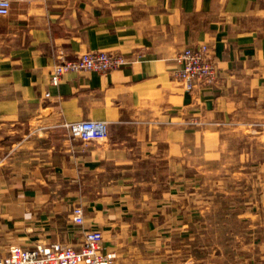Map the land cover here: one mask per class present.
I'll use <instances>...</instances> for the list:
<instances>
[{"label":"crops","instance_id":"1","mask_svg":"<svg viewBox=\"0 0 264 264\" xmlns=\"http://www.w3.org/2000/svg\"><path fill=\"white\" fill-rule=\"evenodd\" d=\"M202 43L216 78L189 92L174 56ZM90 50L127 63L50 83L58 53ZM80 120L106 121V136L72 138ZM88 228L118 264H264V0H10L0 257L78 245Z\"/></svg>","mask_w":264,"mask_h":264},{"label":"built area","instance_id":"2","mask_svg":"<svg viewBox=\"0 0 264 264\" xmlns=\"http://www.w3.org/2000/svg\"><path fill=\"white\" fill-rule=\"evenodd\" d=\"M10 0H0V15L9 11ZM177 68L173 77L184 83L189 92L201 85H210L216 78V64L209 47L202 43L193 47L183 48L174 56ZM127 63L126 57L116 51L90 50L67 56L58 53L55 63L51 66L49 81L57 85L68 72L95 71L108 73ZM49 94L45 93V97ZM194 96V95H192ZM189 124H198V119H190ZM68 133L83 143L103 139L108 130L106 121L80 120L66 123ZM72 221L83 227V210L75 205L71 210ZM114 231L118 225L112 227ZM82 241L78 245L52 243L37 244L27 248L17 244L9 245L0 264H118L115 252H103V234L100 229H83Z\"/></svg>","mask_w":264,"mask_h":264}]
</instances>
